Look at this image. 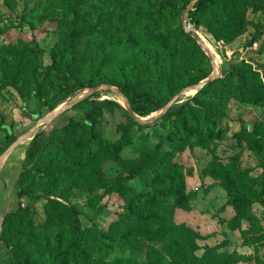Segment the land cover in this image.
Returning a JSON list of instances; mask_svg holds the SVG:
<instances>
[{
    "label": "rangeland",
    "instance_id": "obj_1",
    "mask_svg": "<svg viewBox=\"0 0 264 264\" xmlns=\"http://www.w3.org/2000/svg\"><path fill=\"white\" fill-rule=\"evenodd\" d=\"M186 1L0 0V117L12 126L15 136L36 124L24 118L22 108L36 113L38 90L46 103L38 120L70 100L118 106L90 112L96 121L97 137L115 144L113 149L102 145L91 153L84 152L87 134L69 131L55 139V147L43 160L49 178L25 182L30 193L37 192L40 199L18 223L10 222L7 234L9 242L19 245L33 259L43 264H66L54 240L67 231L69 208H74L82 230H101L114 244L105 256L107 262L166 260L173 246L182 249L183 240L172 242L173 245L135 242L128 239L132 229L116 226L133 196H155L146 213L161 218L168 226L180 225L191 230L194 235L188 256L194 257V264H264V206L244 198L231 204L222 187H245L264 199V108L250 98L237 99L230 93L211 89L213 100L225 101L227 105L224 116L214 123L212 137L203 145L176 143L156 117L159 111L152 112L155 104L167 98L165 87L180 93L185 77L200 69L209 71V75L214 69L218 80L243 63L262 76L264 13L248 9L244 15L248 24L224 41L216 42L204 29L197 32L215 52L212 54L204 46L214 57L210 56L215 67L210 64L207 68L195 48L177 36V15H182L192 0L182 10ZM135 8H140L141 16L150 21V29L145 30L147 39L126 37L117 42L116 33L132 24ZM253 24L260 25L261 35L246 46L255 35ZM81 31L89 35L73 36ZM54 63L65 65L71 77L90 81V90L64 99V74L55 71ZM168 77L170 83H166ZM120 85H127L138 94H148V104L136 105L142 116L132 109L131 115L121 98L110 90L91 91ZM194 96L175 104L168 113ZM71 118L74 122L82 119V111H66L50 124H42L38 131L61 128ZM5 141V133L0 130V144ZM15 152L0 171V195L4 185L9 186L12 195H18L15 179L23 157L15 159ZM147 162L182 167L184 190L164 195L150 188L134 174L136 168ZM116 185L119 191L110 192ZM130 206L135 208L133 202ZM122 237H127V241L117 247L115 244ZM46 239L51 247L42 242ZM0 264L23 262L18 253L0 248Z\"/></svg>",
    "mask_w": 264,
    "mask_h": 264
},
{
    "label": "trees",
    "instance_id": "obj_2",
    "mask_svg": "<svg viewBox=\"0 0 264 264\" xmlns=\"http://www.w3.org/2000/svg\"><path fill=\"white\" fill-rule=\"evenodd\" d=\"M191 0H187L182 6L185 9ZM248 9L253 11H262L264 13V0H200L189 12V19L194 29L200 33L204 29L208 35L216 42L224 41L229 35L239 34L245 27V12ZM140 8L133 10L134 19L132 24L124 31L116 33V41H124L126 37L134 40L147 39L145 30L150 29V21L145 16H141ZM141 16V17H140ZM179 24L177 36L184 42H189L195 48L198 55L205 61L207 68L210 66L209 60L204 53L198 48L191 35L183 29L181 22V12L177 15ZM255 35L246 44L250 46L255 43L260 35V25L253 24ZM87 36L89 32L81 31L73 36ZM54 63L56 72L64 74L61 78L63 98L67 99L76 93L89 89L92 85L88 80L79 81L67 74L65 65ZM209 71L200 69L193 74H188L183 80L180 88H186L196 85L198 82L205 80L209 76ZM172 74H170V77ZM168 77L166 83L171 82ZM165 92L167 98L161 103L154 105V111L162 109L167 102L176 94L174 90L167 87ZM119 91L128 101L133 112L142 116L136 105L148 104L150 102L148 94L135 93L127 85L118 86ZM211 89L219 93H230L232 97L237 99L250 98V100L264 108V69L262 76L253 71L246 64H239L234 67L228 75L222 79L215 80L200 90L191 100L181 105L175 112L166 113L160 118V124L164 125L166 131L172 136V140L178 144L185 145H203L212 137L214 132V123L217 119L224 116L227 102L214 101ZM36 113L31 114L22 108L24 118L30 122H36L40 117L41 109L46 106L42 101L41 92H36ZM118 108L114 103L106 102L104 104H96L87 100L79 102L68 111L78 109L82 111L83 118L77 120L71 118L66 125L61 128L52 127L48 131H41L29 143L22 162L21 174L18 178V186L16 192L20 198L34 199L36 203L40 196L37 192L31 194L29 187L25 182L28 179L45 180L49 178L47 168L42 166L44 158L55 147V139L61 135L69 133V131H77L80 134L86 133V146L84 152H92L98 150L102 145L106 148L113 149L115 144H108L105 140L97 137L95 126L96 121L90 117L91 111L112 110ZM0 130L5 133V143L0 144V155L4 153L7 147L12 144L17 136L14 135V129L11 125H6L3 116L0 117ZM93 148L91 151L89 149ZM183 168L173 163H157L147 162L134 170V174L140 177L150 188L158 193L166 194L176 189L184 190ZM230 203H236L241 199H246L250 203H257L264 206V199L261 194L253 192L245 187H232L229 185L222 186ZM119 186H113L110 192H118ZM155 196L151 198H137L133 196L130 203H126L125 212L116 222V226H122L132 229L128 234V239L135 242H163L172 244L180 240L184 241L182 249L172 247L166 260L153 258L143 263H138L132 259L121 260L116 259L111 262L105 260L112 249L111 241L107 240L101 230L90 228L82 230L79 226V213L74 208H69V225L67 231L59 234L54 242L61 248V258L66 264H194V257L188 256V245L192 243L193 233L190 229L180 225L168 226L165 222L153 215H148L146 210L151 203L155 201ZM150 201V202H148ZM131 202L135 204V208H131ZM56 205L60 206L58 202ZM30 208L15 214H8L5 218L2 231L0 234V242H3L13 254L18 253L22 258L23 264H43L33 259L27 251L21 250L14 242H9L7 229L11 221L18 223L23 215L29 212ZM46 229H49L47 226ZM127 241V237H122L117 241V247H122ZM46 247H49V240H42ZM51 247V246H50ZM184 249V250H183Z\"/></svg>",
    "mask_w": 264,
    "mask_h": 264
},
{
    "label": "water",
    "instance_id": "obj_3",
    "mask_svg": "<svg viewBox=\"0 0 264 264\" xmlns=\"http://www.w3.org/2000/svg\"><path fill=\"white\" fill-rule=\"evenodd\" d=\"M198 1H200V0H192L188 4L186 10H184L183 14L181 15V22H182V26H183V29L185 30V32L189 33L191 35V37L196 41L198 46L201 47V49L204 51L205 55L208 56L210 64L214 68L215 65H214L211 57L208 55L206 49L199 42L197 31L194 29V27L191 24L190 19H189V11L192 9V7ZM216 79H217L216 74H215V71L213 69L212 74L209 75L205 80L198 82L196 85L186 87V88H184L183 91L176 94L162 109L158 110L159 114L156 117L161 118L163 115H165L172 106L181 102L183 100L184 96L188 92L195 90L196 92L194 95H196L200 90H202L205 86H207L208 84H210L211 82H213ZM100 89L110 90V91L114 92L115 94H117L121 98V100L124 102L126 107L128 108L130 114L133 115L128 101L122 95V93L119 91L118 88L113 89L110 86H101L99 88L92 89L91 91H96V90H100ZM89 90H90V88L85 89V91H89ZM82 91H84V90H82ZM79 102H82V99L70 100V101L66 102L59 109L54 111L52 114L46 116L45 118H43L41 120H37L34 127L32 129H30L28 132L17 137V139L7 147V149L4 151V153L2 155H0V171H1L4 163L9 159V157L18 148H20L21 150H17L16 152L21 151L23 153L22 157L24 159L25 151H26L29 143L31 142V140L38 133L43 131V130L38 131V128H40V126H42V124H50L53 120L57 119L61 114L68 111L69 109H71L74 105L78 104ZM43 122H45V123H43ZM23 159H22V162H23ZM22 162H21L20 168H22ZM20 174H21V170L19 171L18 175L16 176L15 183L18 180ZM36 200H37L36 198L24 199V198H20L18 195H12V190L9 189V186L4 185V189L2 190L1 195H0V204H1L0 205L1 206V209H0V232H1V229L3 227L5 218L8 214H15L17 212L25 211L27 208H31L36 203ZM0 248H2L3 250H6V246L3 242H0Z\"/></svg>",
    "mask_w": 264,
    "mask_h": 264
},
{
    "label": "bare ground",
    "instance_id": "obj_4",
    "mask_svg": "<svg viewBox=\"0 0 264 264\" xmlns=\"http://www.w3.org/2000/svg\"><path fill=\"white\" fill-rule=\"evenodd\" d=\"M198 34V33H197ZM198 38H199V42L201 43V45L204 47H206L212 54H214L215 55V52H214V50L212 49V47H211V45H210V43H209V41L205 38V37H203L202 35H200V34H198ZM208 51V52H209ZM209 54V53H208ZM209 56H211L213 59H214V57L212 56V55H210L209 54ZM195 90H192V91H190V92H188L185 96H184V98H183V100H185V99H187V98H190L191 96H193L194 94H195ZM177 107V106H176ZM23 155V153L21 152V151H18V154L15 156V159H17L18 157H20V156H22Z\"/></svg>",
    "mask_w": 264,
    "mask_h": 264
}]
</instances>
